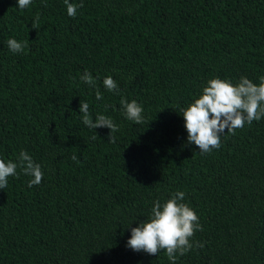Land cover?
Here are the masks:
<instances>
[{
  "label": "trees",
  "instance_id": "obj_1",
  "mask_svg": "<svg viewBox=\"0 0 264 264\" xmlns=\"http://www.w3.org/2000/svg\"><path fill=\"white\" fill-rule=\"evenodd\" d=\"M70 2L83 3L75 18L64 0L24 10L0 0V159L25 151L43 172L29 187L18 168L0 189V264H171L164 251L126 244L177 191L199 216L192 240L204 247L175 264H264V118L200 154L179 113L210 79L259 83L264 0ZM10 38L27 42L23 53ZM108 76L118 92L104 88ZM122 99L143 107L142 124L125 118ZM81 101L94 121L118 125L115 143L110 129L83 124Z\"/></svg>",
  "mask_w": 264,
  "mask_h": 264
},
{
  "label": "clouds",
  "instance_id": "obj_2",
  "mask_svg": "<svg viewBox=\"0 0 264 264\" xmlns=\"http://www.w3.org/2000/svg\"><path fill=\"white\" fill-rule=\"evenodd\" d=\"M32 4V0H18L17 7L24 10ZM69 17L75 18L77 9L83 7L64 0ZM37 15L32 27L37 29L39 23ZM9 50L14 54L23 53L27 42H18L14 38L7 40ZM81 81L90 87H95V80L91 72L85 71L80 77ZM104 88L109 92H118L116 81L111 77L103 80ZM96 99L101 100L103 96L96 89ZM122 113L129 121L142 124L143 107L132 100L120 101ZM80 113L82 122L91 129H110L109 143H115L113 135L119 128L112 119L105 115H97L95 121L89 113V104L81 101ZM184 119V127L188 133L187 142L194 144L200 154H207L221 147V137L225 134L235 135L236 131L242 129L245 124L260 121L264 118V75L259 77V83H254L247 77H241L237 84L230 80L219 77L210 79L207 86L203 87L202 94L187 107L181 108L179 112ZM96 137L94 136L93 139ZM73 160L77 157L73 155ZM30 177L29 187L38 186L43 180L41 166L35 163L32 157L25 151H21L16 162L0 159V189H6L9 177L18 176L17 169ZM185 192L177 191L172 197L161 203L154 202L151 214L138 227L131 229V237L126 247L134 252H144L148 255H159L164 251L171 264H175L177 256H183L193 249L202 248L200 242L193 243L192 238L197 231H203L197 213L184 203Z\"/></svg>",
  "mask_w": 264,
  "mask_h": 264
}]
</instances>
